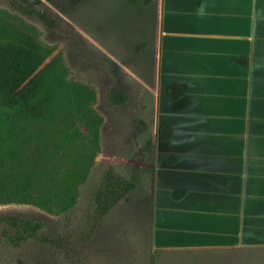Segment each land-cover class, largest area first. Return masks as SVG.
Instances as JSON below:
<instances>
[{
	"label": "rangeland",
	"instance_id": "1",
	"mask_svg": "<svg viewBox=\"0 0 264 264\" xmlns=\"http://www.w3.org/2000/svg\"><path fill=\"white\" fill-rule=\"evenodd\" d=\"M148 1L81 0L72 6L71 0H44V9L55 21L50 29L15 12L8 0H0V11L10 25L58 50L67 78L96 93L92 111L72 123L77 137L68 156L46 137L32 141L34 158L28 156L30 151L25 155L30 162L27 174L44 183L63 174L81 178L72 210L62 215L26 202L0 203V215L39 219L45 235L69 240L71 247L52 250L38 240L15 246L1 228L0 264H264V248L161 251L145 244L143 223L151 214L153 163L147 142L157 131L159 95V3ZM110 61L120 66L118 77L112 76ZM113 87L125 91L128 102L110 105L107 95ZM54 148L51 158H40ZM110 167L134 181L136 189L131 202H122L100 218L92 196ZM0 192L6 189L1 187Z\"/></svg>",
	"mask_w": 264,
	"mask_h": 264
},
{
	"label": "crops",
	"instance_id": "2",
	"mask_svg": "<svg viewBox=\"0 0 264 264\" xmlns=\"http://www.w3.org/2000/svg\"><path fill=\"white\" fill-rule=\"evenodd\" d=\"M158 92L154 249L264 248V0H161Z\"/></svg>",
	"mask_w": 264,
	"mask_h": 264
},
{
	"label": "trees",
	"instance_id": "3",
	"mask_svg": "<svg viewBox=\"0 0 264 264\" xmlns=\"http://www.w3.org/2000/svg\"><path fill=\"white\" fill-rule=\"evenodd\" d=\"M8 1L20 15L34 17L47 28H54L55 21L44 9V0ZM80 1L71 0V5L76 6ZM153 1L161 2L150 0L146 3ZM236 62L246 63L245 60ZM109 64L112 76L118 77L120 66L114 61ZM186 91V85L173 84L167 88V95L175 102ZM107 100L112 106H121L128 102L129 95L113 87ZM95 101L93 88L67 78L58 50L42 46L34 37L10 25L0 11V188L6 189V192H0V203L26 202L52 212L59 210L62 215L72 210L79 197L81 178L63 174L44 183L41 178L27 174L30 162L26 154L31 150L33 140L46 137L48 142L53 141L56 149L64 148L68 156L77 137V132L71 131L72 123L88 116ZM172 134L169 125L157 124L156 134L147 142L152 153V179L156 145L169 140ZM35 151H30L28 156L34 158ZM53 154L55 148L40 158H51ZM135 189L134 181L114 168H108L92 196L95 214L105 218L122 202H131L130 195ZM150 211L149 220L145 217L143 224L147 231L145 244L152 246V204ZM1 228H5L4 236L15 246L38 240L52 250L68 251L71 247L69 240L45 235V224L39 219L0 215Z\"/></svg>",
	"mask_w": 264,
	"mask_h": 264
}]
</instances>
